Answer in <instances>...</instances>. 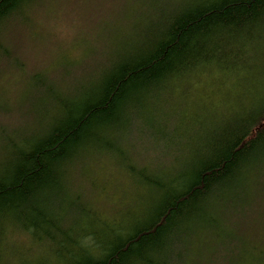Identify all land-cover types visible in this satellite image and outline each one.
Returning <instances> with one entry per match:
<instances>
[{"label":"trees","instance_id":"trees-1","mask_svg":"<svg viewBox=\"0 0 264 264\" xmlns=\"http://www.w3.org/2000/svg\"><path fill=\"white\" fill-rule=\"evenodd\" d=\"M70 2L0 0V264H264V0Z\"/></svg>","mask_w":264,"mask_h":264},{"label":"rangeland","instance_id":"rangeland-1","mask_svg":"<svg viewBox=\"0 0 264 264\" xmlns=\"http://www.w3.org/2000/svg\"><path fill=\"white\" fill-rule=\"evenodd\" d=\"M78 1L79 0H74V3L70 2V5L64 9L65 11H68V15L60 16L58 18L56 17L45 23V26L50 33L49 41L47 42L49 45L70 43L72 37L77 35L79 30L83 27L82 25H84V22H92V19H95L96 17H98L96 22L108 18L111 14H114L116 8L114 0H95L96 2H93L90 7L87 4ZM112 1L113 3H110ZM77 3H79L78 5L80 6L78 9L72 6ZM204 104L205 102H200L198 105L196 104L194 119H197L198 121L201 118L204 120L209 119L216 123H220L223 120H225L224 122L228 121V117L231 115L232 110H236L235 107L237 105L234 104L231 108L229 104L220 107L207 108L203 107ZM125 204L126 207L135 205L132 204V200H127ZM117 222L119 223L120 219Z\"/></svg>","mask_w":264,"mask_h":264}]
</instances>
